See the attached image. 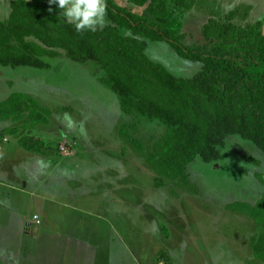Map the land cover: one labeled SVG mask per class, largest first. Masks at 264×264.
Returning <instances> with one entry per match:
<instances>
[{
	"label": "rangeland",
	"instance_id": "1",
	"mask_svg": "<svg viewBox=\"0 0 264 264\" xmlns=\"http://www.w3.org/2000/svg\"><path fill=\"white\" fill-rule=\"evenodd\" d=\"M12 1L0 0V20L8 19ZM193 5L170 18L172 31L184 34L187 45L204 44L208 19L231 11L238 23L261 21L264 32V0ZM147 53L178 77L191 78L202 67L164 41H149ZM48 62V68L0 65V100L24 92L52 113L30 131L22 123L0 122L1 262L264 264L251 250L256 224L231 207L256 204L264 194L257 178L264 173V153L254 143L231 135L220 159L198 157L188 166V186L167 180L156 187L147 151L165 128L146 122L130 129L117 95L91 67L64 53ZM10 126L41 138L55 154L24 149L18 137L1 133Z\"/></svg>",
	"mask_w": 264,
	"mask_h": 264
},
{
	"label": "trees",
	"instance_id": "2",
	"mask_svg": "<svg viewBox=\"0 0 264 264\" xmlns=\"http://www.w3.org/2000/svg\"><path fill=\"white\" fill-rule=\"evenodd\" d=\"M129 2L146 6L145 12L138 14L115 0H105L107 26L78 33L48 0H13L8 19L0 20V65L48 68V59L64 53L69 60L91 67L117 95L122 114L131 118L130 129L146 122L165 128L147 151V161L157 173L156 187L167 180L188 186V166L198 157L205 162L220 159V147L231 135L251 141L264 153L262 22L238 23L237 11L210 17L202 30L205 43L187 45L184 34L172 31L170 18L177 9L191 10L195 0ZM149 41L167 42L180 57L201 62V69L191 78L176 76L148 55ZM51 115L31 94L13 92L0 100V122L22 123L25 130L48 123ZM1 133L15 135L30 152L55 154L41 138L21 134L18 126ZM257 178L264 184V173ZM231 207L256 224L251 250L264 262V194L256 204L236 202Z\"/></svg>",
	"mask_w": 264,
	"mask_h": 264
},
{
	"label": "clouds",
	"instance_id": "3",
	"mask_svg": "<svg viewBox=\"0 0 264 264\" xmlns=\"http://www.w3.org/2000/svg\"><path fill=\"white\" fill-rule=\"evenodd\" d=\"M60 9L59 16L76 32L97 31L107 26L105 0H48Z\"/></svg>",
	"mask_w": 264,
	"mask_h": 264
},
{
	"label": "crops",
	"instance_id": "4",
	"mask_svg": "<svg viewBox=\"0 0 264 264\" xmlns=\"http://www.w3.org/2000/svg\"><path fill=\"white\" fill-rule=\"evenodd\" d=\"M115 1L118 4L127 7L131 11H135L134 9H137V10H141L140 11L141 14H143L145 12L146 6H137L136 4L129 2V0H115ZM147 52H148V49H147ZM253 257H254V254H253Z\"/></svg>",
	"mask_w": 264,
	"mask_h": 264
}]
</instances>
